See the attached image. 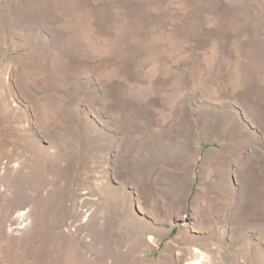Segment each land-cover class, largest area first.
I'll return each instance as SVG.
<instances>
[{
  "label": "rangeland",
  "instance_id": "rangeland-1",
  "mask_svg": "<svg viewBox=\"0 0 264 264\" xmlns=\"http://www.w3.org/2000/svg\"><path fill=\"white\" fill-rule=\"evenodd\" d=\"M0 264H264V0H0Z\"/></svg>",
  "mask_w": 264,
  "mask_h": 264
},
{
  "label": "bare ground",
  "instance_id": "bare-ground-1",
  "mask_svg": "<svg viewBox=\"0 0 264 264\" xmlns=\"http://www.w3.org/2000/svg\"><path fill=\"white\" fill-rule=\"evenodd\" d=\"M196 251H197V250H196ZM203 254H204V253H203ZM202 257H203V256L201 255V257H200V258H202ZM200 258H199V259H200Z\"/></svg>",
  "mask_w": 264,
  "mask_h": 264
}]
</instances>
